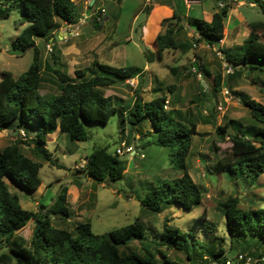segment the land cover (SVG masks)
Here are the masks:
<instances>
[{"label":"rangeland","instance_id":"rangeland-1","mask_svg":"<svg viewBox=\"0 0 264 264\" xmlns=\"http://www.w3.org/2000/svg\"><path fill=\"white\" fill-rule=\"evenodd\" d=\"M75 1L80 12L84 11V0ZM165 1L166 5L161 7L155 1L149 3L147 0H104L109 18L105 19L101 28L95 27L94 21L97 19L93 16L82 23H79V19L73 25L63 23L62 30L72 33L62 32L51 44L55 58L47 40L42 37L36 39L44 63L53 65L54 59L58 60L59 66L72 79L77 78V70H85L87 75L102 74L98 68L94 69L95 72L89 70L94 60L112 66L136 65L145 70L140 77L130 79L129 85L118 83L104 88V91L113 97L115 104L128 107L133 104L136 90L145 101L165 94L168 109L174 107L180 119L197 124L198 132L193 135L187 163L189 172L204 194L199 204L186 210L173 203L161 212L149 210L140 204L135 192L143 193L161 180L180 175L182 170L176 167L171 148L155 142L144 147L135 145L150 138L146 135L150 125L144 121L141 127L129 126L119 112L114 113L108 123L83 119L91 135L87 141H71L59 129L49 134L45 146L55 163L43 156L40 146L33 140L36 136L33 128L28 132L13 125L0 131V151L20 137L25 141L22 144L23 152L43 164L39 173L42 183L38 189L31 191L25 187H12L24 208L37 211L41 201L51 206L66 187L69 215L53 213L48 207L41 209L51 216L55 224L73 228L77 223L90 221L94 233L104 234L140 220L148 227L147 238L150 242L159 239L167 222L179 227L182 232H188L182 249L167 250L163 247L156 250L148 241L141 243L137 239L127 247L130 250H148L155 255L158 264H163L165 255L180 264H200L202 256H211L205 252L211 245V239L216 252L220 246L231 256L239 250L238 245L231 246L226 221L218 205L220 201L237 196L241 207L264 208V174L256 182L250 183L244 175H230L217 168L215 157V152L223 156L232 146L227 135L216 132V126L222 125L225 119L239 120L244 127L264 126L252 117L249 108L239 99L244 95L264 104V68H245L240 75L229 78L228 75L234 74V69L228 70L224 53L219 50V47L234 50L242 45L251 31L249 25L243 22L264 20V13L258 4L246 0L239 5H236L239 0H188L189 5L184 0ZM217 2L234 6L229 13L224 38L218 46L198 43L190 47V38L198 36L195 34L196 18H203V12L214 5L217 7ZM22 5V2L12 0L8 5L10 16L0 17V79L4 71H11L18 77L33 61L34 49L22 51L13 44L27 25L22 24ZM171 7L183 13L184 20L187 24L191 23V27L186 25V29L177 34L176 49L166 50L162 59L155 57L149 62L145 52L157 49L155 37L162 30V20L173 15L167 14ZM82 16L84 18L80 13ZM259 35L260 40L264 41V29ZM238 50L242 52L243 47ZM195 59L205 65L208 74L190 71ZM259 61H263L264 66V60ZM46 64L40 92L56 94L59 91L56 77ZM217 72L224 76L218 88L214 81ZM172 85L173 90H170L169 86ZM125 127L136 130L127 137ZM236 129L235 124L231 126V132ZM22 130L25 135L21 133ZM123 141L132 145L136 153L121 155L129 162L126 174L121 179L112 183H96L85 175L82 169L87 155L100 146H107L108 151L115 153ZM214 145L218 147L217 150ZM34 224L33 219L29 220L17 232L16 239L29 240ZM3 252L11 253L10 248L4 247L3 241H0V254ZM188 252H195L196 255L188 256ZM253 253L251 257H264V243H257ZM257 264H264V259Z\"/></svg>","mask_w":264,"mask_h":264},{"label":"trees","instance_id":"trees-1","mask_svg":"<svg viewBox=\"0 0 264 264\" xmlns=\"http://www.w3.org/2000/svg\"><path fill=\"white\" fill-rule=\"evenodd\" d=\"M11 1L0 0V17L10 16L8 5ZM16 1L23 4L22 24L27 25L13 44L22 51L34 49V57L28 69L18 77L11 71L2 73L0 131L13 125L28 132L33 128L36 134L33 140L40 146L43 156L55 163L45 145L48 135L58 129L65 133L68 139L76 142L91 138L83 119L108 123L113 114L119 112L129 126L141 127L146 121L150 125L146 135L150 138L146 142H136L135 145L144 147L155 142L159 146L171 148L176 167L181 169L182 173L159 181L143 193L135 192V198L143 207L155 212H161L173 203L186 210H191L199 204L204 194L189 172L187 163L193 135L198 132L197 124L180 119L178 110L174 107L168 109V98L165 94L145 101L139 90H136V97L131 106L115 104L113 97L107 95L104 88L118 83L129 85V79L142 75L143 69L139 66H112L94 60L89 70L95 72L94 69L98 68L102 74L87 75L85 70H77V78L72 79L59 66L58 60L54 59L53 65L44 63L36 38L42 37L49 43V39L53 37L54 43L61 22L74 24L80 19L79 6L75 0ZM255 3L264 13V0H256ZM231 8L229 3L223 6L218 4L211 21L196 18L194 24L198 36L190 38L189 46L193 47L198 43L218 46L225 36L226 20ZM93 17L96 18V15ZM184 17L174 9L171 17L162 20V30L155 37L157 49L146 50L147 61H153L155 57L162 59L166 50L178 47L177 34L186 29ZM94 23L96 28H101L102 24L98 20ZM187 25L191 26V23ZM249 26L250 34L242 45L234 50L219 47L224 53V60L234 69V74L228 75L229 78L240 75L245 68H264L263 61H259L264 60V41L259 37V32L264 29V20L251 21ZM239 47H243L242 52H239ZM51 54L55 58L53 48ZM45 64L56 77L55 82L59 90L56 94L40 92L45 79ZM191 66H195L198 73L201 71L208 74L205 65L198 59H195ZM223 79V74L217 72L214 80L217 88ZM173 87L169 86V89L173 90ZM239 99L249 108L252 117L258 123L264 124V104L244 95ZM234 124L237 129L231 132V126ZM127 130L129 137L136 129L125 127L124 133ZM216 132L227 135L232 141L231 149L225 155L218 156L215 152L217 168L230 175H244L250 183L256 182L264 174V126L244 127L239 120L230 118L225 119L222 125H217ZM24 143L22 138L16 137L0 151V241L11 251L0 254V264H158L155 255L150 254L148 250L142 248L137 251L127 247L136 239L141 243L148 241V227L140 220L104 234L94 233L90 221L77 223L73 228L55 224L51 216L44 214L41 209L48 207L53 213L69 215L66 187H63L53 205L48 206L41 201L37 211L24 208L19 195L12 187H25L31 191L38 189L42 183L39 173L43 166L42 162L23 152ZM213 147L218 149L216 145ZM128 163V160L116 151L111 153L107 146H100L86 156L82 171L96 183H112L126 174ZM218 205L226 221L231 246L238 245L236 254L254 256L253 247L259 242L264 243V208L241 207L237 196H230ZM31 219L35 224L30 239L17 240V232ZM187 234L188 232H182L179 227L165 222L159 239L147 243L155 246L156 250L163 247L167 250L182 249ZM212 242L213 239L205 251L211 256H202L200 264L209 259L219 260L231 256L223 246H220L217 252L214 251ZM193 253L188 252L187 255L192 256ZM163 264L180 263L165 255Z\"/></svg>","mask_w":264,"mask_h":264},{"label":"built area","instance_id":"built-area-1","mask_svg":"<svg viewBox=\"0 0 264 264\" xmlns=\"http://www.w3.org/2000/svg\"><path fill=\"white\" fill-rule=\"evenodd\" d=\"M147 1L150 2L151 0H147ZM218 4L220 6L224 5L221 2H219ZM89 7L93 8V11L89 12V13H85L83 20H86L90 16L96 15L98 22L103 24L105 22L106 17H107V10H106V7L104 5L103 0H87V8H89ZM196 45L197 44H194V46H196ZM48 47H49L50 51H52L53 47H52L51 43H48ZM228 66H229L228 70H233V67L231 65H228ZM191 70L195 73H198L195 66H191ZM129 80H128V82H129ZM21 133L23 135H25L23 130L21 131ZM126 136H128V130L126 131ZM134 152H136L134 147L132 145H129L126 141H123L122 144L116 149V153L119 155H123L125 153L133 154ZM141 156L144 157V154H141ZM205 258H207V256H205ZM262 259H264V257L254 258V257L248 256L244 253H239V254H236L234 256L222 257L219 260H217V259L210 260L209 259L207 262H205L203 264H257V262L262 261Z\"/></svg>","mask_w":264,"mask_h":264},{"label":"crops","instance_id":"crops-1","mask_svg":"<svg viewBox=\"0 0 264 264\" xmlns=\"http://www.w3.org/2000/svg\"><path fill=\"white\" fill-rule=\"evenodd\" d=\"M152 1H155V4H158V5L161 6V7H162V6H165L166 3H167L165 0H151L149 3H151ZM228 1H230V0H228ZM103 2H104V0H103ZM165 2H166V3H165ZM184 2H185L187 5H189L188 0H184ZM198 2H199V0H198ZM243 2H244V0H239V1L237 2L238 4H236V5L242 4ZM149 3H148V4H149ZM251 3H255V2H251ZM155 4L152 5L150 9H152L153 6H155ZM217 5H218V2H217ZM233 7H234V6H233ZM233 7H232V8H233ZM84 8H85V10L80 12L81 15H84L85 13H87V11H88V12H92V11H93V8H90V7L87 8V0H84ZM232 8H231L230 10H232ZM173 10H174V9H173L172 7L169 8L167 14H173ZM216 10H217V7H215V5L212 6L209 10H205V11L203 12V18L206 19V20H208V21H211V20H212V17H213V13H214ZM229 13H230V11H229ZM181 14H183V13H181ZM107 17L109 18V16H107ZM107 17H106V18H107ZM83 19H84L83 16L80 17V19H79V23H82V22L84 21ZM227 20H229V14H228ZM227 20H226V23H227ZM63 23H65V24H70V23L62 22V24L60 25V27L57 29L56 39H57L58 37H60V34H61L62 32L66 33V34H69V33L71 34V33H72V31L67 32V31L62 30V25H63ZM74 24H76V23H74ZM243 24H248V25H249V22L245 21V22H243ZM70 25H73V24H70ZM186 25H187V24H186ZM190 27H191V26H190ZM249 27H250V26H249ZM250 29H251V28H250ZM195 34L198 35V32L195 31ZM51 38H53V37H51ZM51 38L49 39V43L53 44V43H52L53 40H51ZM143 71H145V70H143Z\"/></svg>","mask_w":264,"mask_h":264},{"label":"water","instance_id":"water-1","mask_svg":"<svg viewBox=\"0 0 264 264\" xmlns=\"http://www.w3.org/2000/svg\"><path fill=\"white\" fill-rule=\"evenodd\" d=\"M246 1L255 2L256 0H246ZM51 40H53V38H51ZM133 154H135V152Z\"/></svg>","mask_w":264,"mask_h":264}]
</instances>
